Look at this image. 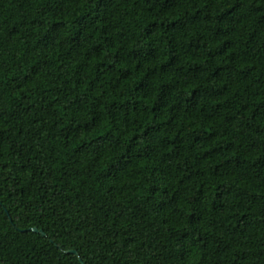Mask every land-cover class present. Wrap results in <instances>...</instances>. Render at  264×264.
<instances>
[{
  "label": "trees",
  "instance_id": "1",
  "mask_svg": "<svg viewBox=\"0 0 264 264\" xmlns=\"http://www.w3.org/2000/svg\"><path fill=\"white\" fill-rule=\"evenodd\" d=\"M83 263L264 264V0H0V264Z\"/></svg>",
  "mask_w": 264,
  "mask_h": 264
},
{
  "label": "water",
  "instance_id": "2",
  "mask_svg": "<svg viewBox=\"0 0 264 264\" xmlns=\"http://www.w3.org/2000/svg\"><path fill=\"white\" fill-rule=\"evenodd\" d=\"M33 231L36 232V233H42L44 236H46V234L43 231H40L37 228L33 229ZM70 253L78 254L76 251H70Z\"/></svg>",
  "mask_w": 264,
  "mask_h": 264
}]
</instances>
